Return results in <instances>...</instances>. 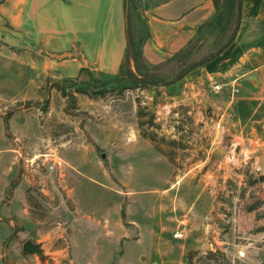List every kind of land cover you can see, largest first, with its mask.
<instances>
[{
	"label": "rangeland",
	"instance_id": "rangeland-1",
	"mask_svg": "<svg viewBox=\"0 0 264 264\" xmlns=\"http://www.w3.org/2000/svg\"><path fill=\"white\" fill-rule=\"evenodd\" d=\"M238 4L127 0L124 55L106 72L71 44L34 43L29 0H0V264H264V133L231 141L214 96L189 92L238 29ZM161 5L190 10L155 50ZM263 35L244 23L237 39L263 48ZM128 36L157 66L148 72L169 76L180 62L191 71L147 84ZM26 241L41 257L22 250Z\"/></svg>",
	"mask_w": 264,
	"mask_h": 264
},
{
	"label": "crops",
	"instance_id": "crops-1",
	"mask_svg": "<svg viewBox=\"0 0 264 264\" xmlns=\"http://www.w3.org/2000/svg\"><path fill=\"white\" fill-rule=\"evenodd\" d=\"M110 3L104 10L96 0H29V37L50 51H65L71 44V52L77 50L89 68L114 72L124 55L126 34L122 1ZM177 7L161 5L152 12L150 40L155 50L172 37L175 28L183 27L187 18L183 14L190 8L176 13ZM192 13L195 10L188 15ZM239 16L236 38L189 83L195 102L205 100L207 93L214 96L210 102L215 100L213 105L221 111L218 122L227 120L225 131H232L231 141L264 133V47L245 46L237 39L244 23H253L264 32V0H240ZM233 89L238 91L233 93Z\"/></svg>",
	"mask_w": 264,
	"mask_h": 264
},
{
	"label": "trees",
	"instance_id": "trees-1",
	"mask_svg": "<svg viewBox=\"0 0 264 264\" xmlns=\"http://www.w3.org/2000/svg\"><path fill=\"white\" fill-rule=\"evenodd\" d=\"M239 3H240V0H239ZM238 10H239V4H238ZM239 20H240V16L238 14L237 21H236L237 25H238ZM236 32H237V29H235V34L231 35V37L226 41V43L223 45V47L219 51L214 53L211 57H209L207 60L203 61V63H201L200 66H203L209 60H211L212 58L219 55L234 40ZM127 45H128V51L130 52V50H131V53L134 56L133 60H134V67L136 68V70L138 72L139 71H146V74H143L141 78L144 81H146L147 84H154V85L155 84H162L164 82V80H166L168 78L171 79L169 82L174 83V82L180 81L182 78H184L192 69V66L191 67H190V65L188 66L187 63L180 62L179 65L176 66V70L173 69V72L169 76H162L161 74L152 73L151 71L148 72V70H150V69L152 71L156 70L157 66H148L146 63H144V59L136 53V51L134 49V44H133L130 36H128ZM189 46H191V42L188 43V45H186L184 47V53L189 52ZM127 56H128V53H127ZM181 58H183V57H181ZM181 58H179V59L181 60ZM129 76L131 77L130 73H128V77ZM134 79H135L134 83H137L136 78H134ZM169 82H167V83H169ZM6 126H7V121H6Z\"/></svg>",
	"mask_w": 264,
	"mask_h": 264
},
{
	"label": "water",
	"instance_id": "water-1",
	"mask_svg": "<svg viewBox=\"0 0 264 264\" xmlns=\"http://www.w3.org/2000/svg\"><path fill=\"white\" fill-rule=\"evenodd\" d=\"M127 10H128V5H127V0H126V6H125V24L127 22ZM83 58V57H82ZM83 64L86 65L85 63V59L83 58ZM216 152L218 153H226L222 148H217ZM22 250L25 252V253H28V254H36L38 255L39 257H41V249L38 245H35V244H32L30 243L29 241H26L23 245H22Z\"/></svg>",
	"mask_w": 264,
	"mask_h": 264
},
{
	"label": "built area",
	"instance_id": "built-area-1",
	"mask_svg": "<svg viewBox=\"0 0 264 264\" xmlns=\"http://www.w3.org/2000/svg\"><path fill=\"white\" fill-rule=\"evenodd\" d=\"M215 89H218V87H215ZM237 91H238L237 89H233V93H235ZM238 255H239V257H242L244 255V252L243 251H239Z\"/></svg>",
	"mask_w": 264,
	"mask_h": 264
},
{
	"label": "bare ground",
	"instance_id": "bare-ground-1",
	"mask_svg": "<svg viewBox=\"0 0 264 264\" xmlns=\"http://www.w3.org/2000/svg\"><path fill=\"white\" fill-rule=\"evenodd\" d=\"M180 235V234H179Z\"/></svg>",
	"mask_w": 264,
	"mask_h": 264
}]
</instances>
